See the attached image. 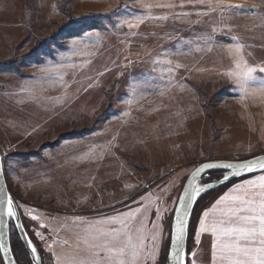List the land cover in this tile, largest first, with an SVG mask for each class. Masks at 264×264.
<instances>
[{
  "label": "rangeland",
  "instance_id": "rangeland-1",
  "mask_svg": "<svg viewBox=\"0 0 264 264\" xmlns=\"http://www.w3.org/2000/svg\"><path fill=\"white\" fill-rule=\"evenodd\" d=\"M167 4L174 7L159 6ZM137 16L138 27L121 23ZM235 42L249 65L264 66V0H0V151L42 264L83 255V229L141 198L144 234L162 224L156 259L164 264L173 202L189 172L203 160L264 151V94L251 91L259 81L244 96L225 75ZM211 172L214 181L220 172ZM239 182L193 207L187 248L196 264H212L211 234L192 238L199 219ZM158 206L167 209L163 221ZM9 236L18 264H31L12 219Z\"/></svg>",
  "mask_w": 264,
  "mask_h": 264
},
{
  "label": "snow or ice",
  "instance_id": "snow-or-ice-1",
  "mask_svg": "<svg viewBox=\"0 0 264 264\" xmlns=\"http://www.w3.org/2000/svg\"><path fill=\"white\" fill-rule=\"evenodd\" d=\"M160 7H174L172 4L159 5ZM229 9H240V5H227ZM166 19L167 17H157ZM137 23L130 20H123L121 23L127 24L128 28L138 27L142 23L140 17H135ZM215 31V29L213 30ZM98 36L99 33L97 32ZM213 36H208L212 40ZM237 41L236 37H231ZM78 42L73 41V47ZM230 52H234L237 59L234 61V68L228 70L225 75L233 78L241 86V93L244 96L249 94L248 84L250 81H259V89H252L254 93L259 91L264 94V77H258L257 71L264 73V66H251L243 58L242 49L244 45L235 42L226 46ZM196 51H200L197 46ZM169 65L171 62H168ZM181 67L177 64L176 68ZM169 74L172 69L169 67ZM128 100L126 103L130 104ZM211 170H222L219 175L213 176ZM259 170L261 174L254 175V178H244L245 174H255ZM208 172L207 179H202V173ZM0 174H3L0 169ZM239 178L240 182L235 183L224 195H221L212 207L205 210L199 219V227L193 234L194 243L199 244L201 235L210 233L213 237L211 241L212 264H264V156L253 159H241L235 162H202L191 172L189 182L183 187V192L173 203L177 205L172 209L174 223L169 231L168 252L164 257V264H196V253L186 246V234L189 227V214L194 202L208 191L213 190L216 184L225 185L232 180ZM131 187V185H126ZM19 205L14 202L11 195H0V229L6 227L4 217L15 219L18 222L15 228L21 230V238L25 240L27 248L33 258L40 264L37 255L38 249L29 238L26 226L20 221ZM148 212V206L144 205L141 198L140 206L131 209L126 213L107 217L96 221V227L89 224L81 234L82 245L78 243L77 252L83 248V255H76L70 258L57 256V264H139L140 257H143L145 264L151 259L153 264H158L156 259L159 251L157 245V229L162 235V224L153 223V230L150 237L144 234V215ZM164 212L158 206L154 214L163 221ZM33 221L38 220L36 215H31ZM80 220V217H76ZM120 227L104 225H116ZM139 225V227H137ZM43 227V225H41ZM135 233V240L133 237ZM36 235L41 236L40 232ZM4 233L0 231V250L5 255L11 250L3 239ZM151 240V247L146 244V240ZM67 244V241L64 242ZM191 255L193 259L187 260ZM3 264V258H0ZM9 264H15L10 260Z\"/></svg>",
  "mask_w": 264,
  "mask_h": 264
},
{
  "label": "water",
  "instance_id": "water-1",
  "mask_svg": "<svg viewBox=\"0 0 264 264\" xmlns=\"http://www.w3.org/2000/svg\"><path fill=\"white\" fill-rule=\"evenodd\" d=\"M259 156H264V151L263 152H260V153H257V154H254V155H251V156H248V157H245V158H240V159H226V158H215V159H207V160H203L201 162H199L195 167L199 166L202 162H212V163H222V162H229V161H232V162H235L237 160H241V159H253L254 157H259ZM194 167V168H195ZM194 168L189 172L188 176L186 177L184 183H183V186L180 190V193L179 195L182 194L183 192V187L186 186L189 182V178H190V175H191V172L194 170ZM0 169H2V172L3 174H0V195H3V194H7V195H12L10 189H9V186L7 184V180H6V177H5V172H4V166H3V159H2V155H1V151H0ZM222 171V170H221ZM256 172H260L259 170H257ZM207 173V171L205 172ZM205 173H202V176L205 174ZM247 174V173H246ZM215 181V180H214ZM220 186V184H216L215 188ZM203 195V194H202ZM201 195V196H202ZM200 196V197H201ZM199 197V198H200ZM198 198V199H199ZM14 199V198H13ZM197 199V200H198ZM15 202V200H14ZM197 202V201H196ZM196 202H194L193 204V207L195 206ZM16 203V202H15ZM177 205H175L174 207H176ZM193 207L192 209L190 210V214H189V225H190V219H191V215H192V210H193ZM20 214V213H19ZM4 220H5V223H6V227H4L3 229H0V231H3L4 233V236H3V239H4V243L11 249L7 255L4 254V252L2 250H0V255L1 257L3 258V263L4 264H9V261L12 260L15 262V264H18L14 254H13V251H12V248H11V242H10V236H9V231H10V218H8L7 216L4 217ZM14 225L18 222L17 220H15L14 218L12 219ZM20 221L21 220V217H20ZM173 223H174V214L172 213V219H171V226H170V229L172 228L173 226ZM16 231L18 233V236L22 242V244L24 245L27 253H28V256L30 258V261H31V264H38V262L33 258L30 250L27 248V245H26V242L24 239L21 238V230L19 228H16ZM188 233H189V227H188V232L186 234V246H187V241H188ZM29 236V234H28ZM30 238V236H29ZM31 239V238H30ZM33 241V240H32ZM34 243V242H33ZM35 244V243H34ZM36 246V245H35ZM169 247V246H168ZM167 252H168V248H167ZM38 257H39V261H40V264L41 263V256H40V253L38 251L37 253Z\"/></svg>",
  "mask_w": 264,
  "mask_h": 264
},
{
  "label": "trees",
  "instance_id": "trees-1",
  "mask_svg": "<svg viewBox=\"0 0 264 264\" xmlns=\"http://www.w3.org/2000/svg\"><path fill=\"white\" fill-rule=\"evenodd\" d=\"M91 23H94V22H91ZM211 171H214V172H220V170H211ZM199 200V199H198ZM197 200V201H198ZM187 245H188V243H187ZM167 246H168V244H167ZM11 248H12V243H11ZM12 251H13V254H14V256H15V253H14V250H13V248H12ZM165 252H167V249H166V251ZM166 255V254H165ZM15 258H16V256H15Z\"/></svg>",
  "mask_w": 264,
  "mask_h": 264
}]
</instances>
